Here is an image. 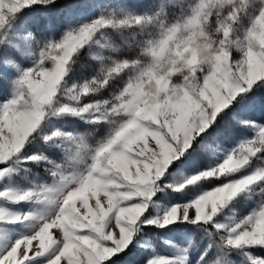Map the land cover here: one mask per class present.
<instances>
[{"label": "snow or ice", "instance_id": "snow-or-ice-1", "mask_svg": "<svg viewBox=\"0 0 264 264\" xmlns=\"http://www.w3.org/2000/svg\"><path fill=\"white\" fill-rule=\"evenodd\" d=\"M36 5L55 8L56 0H0V46L8 43L32 58L25 67L0 48L5 65L0 80L10 85L7 98L0 99V201L5 202L0 221L26 229L11 234L0 228V264H34L38 258H45L43 264H109L126 249L133 250L129 245L142 225L164 228L177 222L204 228L208 236L194 264H234V252L248 264H264V256L254 254L264 249V167L252 168L253 158L261 159L257 154L264 151V124L252 118L264 111V95L259 94L264 89V0L123 6L70 22L59 38L27 30L21 14ZM167 6L178 15L170 19ZM109 29L124 37L129 58H120L122 45L105 37ZM11 34L24 46L6 40ZM92 44L110 50L107 56H94L102 65L99 73L67 86L78 53ZM125 76L111 99L82 102ZM57 116L110 126L94 143L61 130L44 136L50 147H60L54 139L60 137L74 145L68 174L64 164L44 152L29 155L26 147L42 122ZM226 117L258 128L259 138L225 150L222 162L204 166L202 153L220 145L214 133ZM149 140L155 142L152 147ZM21 157L51 166L53 183L18 185L11 165ZM173 173L178 179L188 174L177 191L213 178L224 182L167 207L162 215L146 214ZM257 190L260 200L246 215L231 216L228 223L214 220L224 206L242 195L256 196ZM29 202L41 207L24 212L5 206ZM209 223L214 231L206 227ZM54 227L62 236L53 237ZM190 247L191 242L177 246L174 257L153 250L143 264H185Z\"/></svg>", "mask_w": 264, "mask_h": 264}, {"label": "rangeland", "instance_id": "rangeland-1", "mask_svg": "<svg viewBox=\"0 0 264 264\" xmlns=\"http://www.w3.org/2000/svg\"><path fill=\"white\" fill-rule=\"evenodd\" d=\"M183 2L190 3L193 2V0H183ZM144 5H155L159 7L160 5H168V0H56L55 8L48 6L46 9L45 6L36 5L31 9H24L21 17L22 20L26 21L28 24L27 30L32 31L34 35L38 37L50 35L59 38L70 22L76 24L85 20L95 19L105 12H111L113 9L123 6L132 7ZM165 12L170 19L178 15L177 10L170 6L165 7ZM104 35L113 43L122 45L121 52L123 55H121L120 58H129L128 50L123 47L124 37H122L120 33L109 29ZM127 35L126 33L125 36ZM97 38L102 39L99 34H97ZM6 40H12L14 43L20 42L22 47L24 46L22 41H18V37L15 34L9 35ZM0 48H2L3 54L10 56L18 62H22L25 67L31 66L32 58L22 56L12 45L5 43V45L0 46ZM83 49H85L84 53L75 60V63L72 65V70L66 77L67 86L69 87L72 83L82 84L85 80H91L99 73L102 65L99 60L94 59V56H107L110 54V50L101 49L95 44L86 46ZM137 51H139V49H137ZM234 57L239 58V54L234 53ZM3 60L4 58L0 57V69L5 66ZM9 72H11L12 78H14L15 72L11 69H9ZM126 79V76L123 80L119 78L116 79L112 82L110 87H106L99 93L91 94L89 97H84L82 102L94 103L96 100L111 99L113 94L123 85ZM181 81L182 78L176 82ZM9 89L10 85L8 81L0 80V99L7 98ZM259 94L264 95V89H261ZM252 118L257 119L254 121L256 124H264V111H257ZM109 127L107 123H100L97 125L79 117H50L42 122L40 128L33 134L36 136V139L26 146L27 151L29 155L34 152H44L49 159L58 164H64L66 167L65 174H68V172L72 170V158L75 156L74 145L68 141H64V138L60 137L54 139H56L61 146L50 147L49 145L52 142L45 141L44 136L50 135L54 130H61L83 135L89 143H94L108 134ZM214 137L219 141L220 145H212L209 154L202 153L204 166L215 163L217 160L222 162L225 150L231 151L232 148L239 147V144L245 140L258 139L259 129L243 127L236 121L226 117L225 121L221 122L220 130L214 133ZM209 139L211 140L213 137H209ZM154 143V141L149 140V147H152ZM257 156L261 159L253 158L252 168L264 167V151L258 153ZM11 166L16 169V171L12 173V178L20 186L28 187L32 181L49 185L53 183V177L49 170L51 166L46 165V163L37 165L21 157L19 163L13 159ZM187 175V173H181L178 179L176 173H173L169 179L165 181L162 189L153 196L146 214L162 215L167 207L173 204L185 203L194 196L201 194L203 191H211L219 183L224 182L223 177L219 179L213 178L198 182L195 185H188L184 189L177 191L176 185L182 183L183 178ZM259 200V190H257L256 196H251V198L242 195L235 201L224 206L214 220L220 223H228V218L231 216L246 215L253 206L258 204ZM4 203L5 202L0 201V204ZM5 206L24 212L41 207V205L30 202L18 205L5 204ZM192 211H194V209H190V213ZM206 227L214 231L211 223ZM0 228L6 229L11 234L26 231L20 224L14 225L5 221H0ZM114 231L118 232V228L114 229ZM50 232L54 238L62 236L58 228L54 227L50 229ZM189 242H191L192 247L189 248V259L185 264H194L195 259L199 258L200 253L203 252L209 242L204 228L186 222H177L164 228L153 225H142L138 233V238L133 241V245H135L133 250L134 254L132 257L130 256L126 261L119 264H143L144 259L148 255H151L153 250L157 255L174 257L178 254L177 246L179 248H185L189 246ZM35 243L34 241V244ZM254 254L264 256V249H255ZM212 258H214V256ZM44 259L45 258H38L34 264H43ZM232 259L234 264H248L244 256L235 252L232 253Z\"/></svg>", "mask_w": 264, "mask_h": 264}, {"label": "trees", "instance_id": "trees-1", "mask_svg": "<svg viewBox=\"0 0 264 264\" xmlns=\"http://www.w3.org/2000/svg\"><path fill=\"white\" fill-rule=\"evenodd\" d=\"M85 49H81L80 52L78 53L77 58H79L83 53H84ZM76 55V54H75ZM207 226V225H206ZM138 238V236H137ZM136 238V239H137ZM135 239V240H136ZM134 240V241H135ZM130 249H133L134 250V245L133 243L129 246ZM133 250L132 251H128L127 249L125 250L124 253H120L118 257H113L112 258V261L109 262V264H119V263H122L124 261H126L130 256L132 257V255L134 254L133 253Z\"/></svg>", "mask_w": 264, "mask_h": 264}]
</instances>
